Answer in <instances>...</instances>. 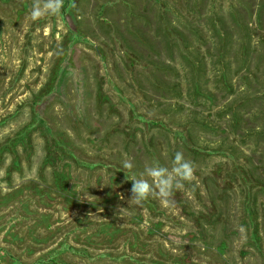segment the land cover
<instances>
[{
	"label": "rangeland",
	"instance_id": "obj_1",
	"mask_svg": "<svg viewBox=\"0 0 264 264\" xmlns=\"http://www.w3.org/2000/svg\"><path fill=\"white\" fill-rule=\"evenodd\" d=\"M32 3L0 0V264H264V0ZM177 151L196 180L127 208Z\"/></svg>",
	"mask_w": 264,
	"mask_h": 264
},
{
	"label": "clouds",
	"instance_id": "obj_2",
	"mask_svg": "<svg viewBox=\"0 0 264 264\" xmlns=\"http://www.w3.org/2000/svg\"><path fill=\"white\" fill-rule=\"evenodd\" d=\"M64 6L65 0H33L30 10L31 19L38 21L47 16L59 15ZM122 168L132 170L134 164L126 159L122 162ZM195 172L193 163L185 159L180 151L175 153L171 167L158 163L146 165L139 177L134 174L130 180L132 182L131 196L128 199L127 208L141 206L150 197L158 198L163 206L173 204L174 192L182 190L186 182L195 181ZM124 209L118 208V214Z\"/></svg>",
	"mask_w": 264,
	"mask_h": 264
}]
</instances>
